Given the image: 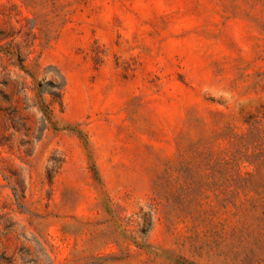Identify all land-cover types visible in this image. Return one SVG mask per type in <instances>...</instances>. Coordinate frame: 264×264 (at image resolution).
I'll return each instance as SVG.
<instances>
[{"label": "rangeland", "instance_id": "rangeland-1", "mask_svg": "<svg viewBox=\"0 0 264 264\" xmlns=\"http://www.w3.org/2000/svg\"><path fill=\"white\" fill-rule=\"evenodd\" d=\"M0 264H264V0H0Z\"/></svg>", "mask_w": 264, "mask_h": 264}]
</instances>
